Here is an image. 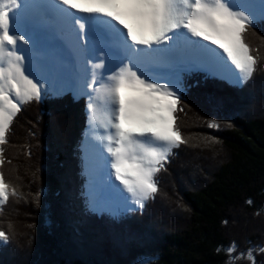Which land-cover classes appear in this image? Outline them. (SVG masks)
<instances>
[{
  "label": "trees",
  "instance_id": "trees-1",
  "mask_svg": "<svg viewBox=\"0 0 264 264\" xmlns=\"http://www.w3.org/2000/svg\"><path fill=\"white\" fill-rule=\"evenodd\" d=\"M245 40L258 55L246 84L186 76L174 113L185 143L157 173L155 197L117 222L84 210L86 99L21 105L0 145V172L18 193L0 206V264H253L249 249L264 264V24ZM196 155L207 162L196 163L193 187L167 196L174 166L190 171Z\"/></svg>",
  "mask_w": 264,
  "mask_h": 264
},
{
  "label": "snow or ice",
  "instance_id": "snow-or-ice-1",
  "mask_svg": "<svg viewBox=\"0 0 264 264\" xmlns=\"http://www.w3.org/2000/svg\"><path fill=\"white\" fill-rule=\"evenodd\" d=\"M260 24L264 0H0V145L24 103L85 96L84 210L112 222L143 210L185 143L174 123L183 74L246 84L258 55L245 35ZM10 195L0 172V206Z\"/></svg>",
  "mask_w": 264,
  "mask_h": 264
},
{
  "label": "rangeland",
  "instance_id": "rangeland-1",
  "mask_svg": "<svg viewBox=\"0 0 264 264\" xmlns=\"http://www.w3.org/2000/svg\"><path fill=\"white\" fill-rule=\"evenodd\" d=\"M205 43V42H204ZM207 43V42H206ZM213 47H215V46H213ZM257 51H254L253 53H256ZM161 82H163V81H161ZM66 92H68V91H65L64 93H66ZM63 93V94H64ZM259 96H261V97H264V93L262 92V90H261V92L259 91ZM55 96V95H54ZM81 98L82 99H87V97H85V96H81ZM86 128H88V123H87V127ZM56 131H57V134L58 135H60V131L59 130H57V128H56ZM86 132H87V130H86ZM85 137H86V140L87 139H91V135H89L88 136V134H87V136L85 135ZM86 144V143H85ZM85 146V147H84ZM83 147V149H84V157H85V154H86V145H84ZM186 155H188V158L187 159H189V157L191 156L190 154H188V153H186ZM222 156V155H221ZM186 157V156H185ZM192 157V156H191ZM201 157H203V156H201V155H196V158H194V163H192V164H189V163H186V166L187 167H190V171L188 172V171H185V172H182L183 170H181V168L182 167H184L185 166V164H183L182 165V167L180 166V164H176L175 166H174V168L172 169V173H174V179H173V182H172V187H173V189H171L170 187L168 188V192L166 193L167 194V196H170V195H174V194H176V196H179L180 197V191H179V188L181 189H191L192 187H193V185L195 184V183H193L194 181H193V179H191V178H193V177H191V174H193V173H191V172H195V174H196V172L199 174L200 173V167L198 166V165H196V163H200V162H202V164L206 167V162H207V160L206 161H204V159H202ZM178 163H180V161H178ZM211 165H212V163H211ZM180 166V167H179ZM181 171V172H180ZM180 173H184L183 175H181ZM179 174H180V176H179ZM185 174H187V175H185ZM189 174V175H188ZM201 174H202V172H201ZM186 177V178H185ZM115 183H119L118 181H114ZM193 183V184H192ZM190 185H192L191 187H190ZM166 196V195H165ZM182 202H183V200H182ZM137 210H139V209H137ZM152 227V226H151ZM92 239H93V237H92Z\"/></svg>",
  "mask_w": 264,
  "mask_h": 264
},
{
  "label": "bare ground",
  "instance_id": "bare-ground-1",
  "mask_svg": "<svg viewBox=\"0 0 264 264\" xmlns=\"http://www.w3.org/2000/svg\"><path fill=\"white\" fill-rule=\"evenodd\" d=\"M205 43H206V42H205ZM87 134H88V136L91 135V133L88 131V129H87ZM87 140H89V139H87ZM19 172H20V171H19Z\"/></svg>",
  "mask_w": 264,
  "mask_h": 264
}]
</instances>
